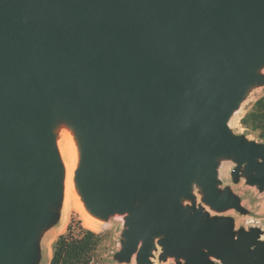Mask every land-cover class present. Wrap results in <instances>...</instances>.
I'll return each mask as SVG.
<instances>
[{"label": "water", "instance_id": "1", "mask_svg": "<svg viewBox=\"0 0 264 264\" xmlns=\"http://www.w3.org/2000/svg\"><path fill=\"white\" fill-rule=\"evenodd\" d=\"M263 67L264 0H0V264H38L58 222L62 124L85 207L123 216L114 259L264 264L258 226L205 208L248 213L225 159L264 190V142L228 125Z\"/></svg>", "mask_w": 264, "mask_h": 264}, {"label": "rangeland", "instance_id": "2", "mask_svg": "<svg viewBox=\"0 0 264 264\" xmlns=\"http://www.w3.org/2000/svg\"><path fill=\"white\" fill-rule=\"evenodd\" d=\"M261 72L264 74V67ZM228 125L236 134H243L249 140L264 142V84L250 89L239 108L230 117ZM222 162L224 174L218 175L221 181L220 187L229 185L240 197V203L248 210V213L241 214L233 208L222 212L211 210L206 205L205 208L211 215L232 216L235 229L240 226L245 229L258 226L262 230L260 239H264V190L259 191L255 186L247 184L244 177H241L238 182H232L230 171L235 163L227 159ZM196 203H202L199 193H196ZM65 215L64 227L48 241L49 255L45 258L43 255L44 240L49 230L55 228L57 223L44 232V238L42 237L43 240L41 239L42 242H40L41 259L38 264H136L135 256L129 262H119L113 258V254L120 248L123 229L122 215L115 214L108 220L96 221L95 228L84 224L81 214L75 207L65 208ZM69 224L71 233L64 240L59 241L55 247L54 244L58 237L67 232L66 228ZM158 253L159 249L154 251V256L151 257L153 264L175 263L172 257L159 260Z\"/></svg>", "mask_w": 264, "mask_h": 264}, {"label": "bare ground", "instance_id": "3", "mask_svg": "<svg viewBox=\"0 0 264 264\" xmlns=\"http://www.w3.org/2000/svg\"><path fill=\"white\" fill-rule=\"evenodd\" d=\"M55 135H56V147L63 165L62 204H61L58 222L55 228L49 230L46 239L44 240L43 243L44 258L45 256L48 257L49 255L48 241L56 232L61 230L66 223L65 208H67L68 206L72 208L75 207L79 211L81 217L83 218L84 224L88 227L95 228L96 227L95 222L99 220L101 221L99 217L89 213V211L85 207L75 181V171L79 164L80 150L77 140L76 138H74L73 131L70 128H68L65 124H62L59 127H57L55 131ZM217 173L219 176H222L224 174V164L222 161L217 167ZM66 214L68 215L67 212ZM42 237L44 238V236Z\"/></svg>", "mask_w": 264, "mask_h": 264}, {"label": "trees", "instance_id": "4", "mask_svg": "<svg viewBox=\"0 0 264 264\" xmlns=\"http://www.w3.org/2000/svg\"><path fill=\"white\" fill-rule=\"evenodd\" d=\"M66 229H67V232H66L65 234H61V235L58 237L57 241H56L55 244H54L55 247L57 246V244L59 243V241L64 240V239L66 238V236L69 235V234L71 233V226H70V224L67 225V228H66ZM53 259H54V258H53Z\"/></svg>", "mask_w": 264, "mask_h": 264}]
</instances>
